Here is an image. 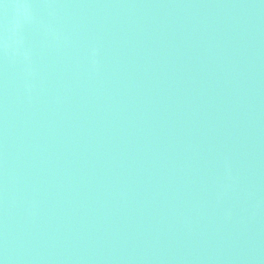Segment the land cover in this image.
<instances>
[{"label":"water","instance_id":"water-1","mask_svg":"<svg viewBox=\"0 0 264 264\" xmlns=\"http://www.w3.org/2000/svg\"><path fill=\"white\" fill-rule=\"evenodd\" d=\"M3 264H264V0H0Z\"/></svg>","mask_w":264,"mask_h":264},{"label":"snow or ice","instance_id":"snow-or-ice-1","mask_svg":"<svg viewBox=\"0 0 264 264\" xmlns=\"http://www.w3.org/2000/svg\"><path fill=\"white\" fill-rule=\"evenodd\" d=\"M0 264H3V262H2V261H0Z\"/></svg>","mask_w":264,"mask_h":264}]
</instances>
